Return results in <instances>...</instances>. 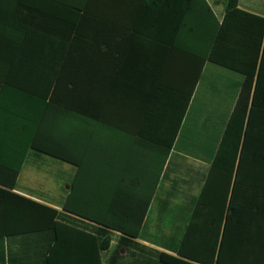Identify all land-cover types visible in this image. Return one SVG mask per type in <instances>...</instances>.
Segmentation results:
<instances>
[{
	"label": "trees",
	"instance_id": "obj_1",
	"mask_svg": "<svg viewBox=\"0 0 264 264\" xmlns=\"http://www.w3.org/2000/svg\"><path fill=\"white\" fill-rule=\"evenodd\" d=\"M38 1L0 0V237L51 231L44 264L105 256L109 230L114 251H143L146 264H264V12L216 0L218 19L205 0H117L119 20H97L94 0ZM205 62L241 81L167 254L132 239ZM42 155L74 168L60 211L12 191ZM95 193H110L102 208Z\"/></svg>",
	"mask_w": 264,
	"mask_h": 264
},
{
	"label": "crops",
	"instance_id": "obj_2",
	"mask_svg": "<svg viewBox=\"0 0 264 264\" xmlns=\"http://www.w3.org/2000/svg\"><path fill=\"white\" fill-rule=\"evenodd\" d=\"M205 1L210 6L214 15L220 19L223 13L222 5L216 3V0ZM34 2L39 3L38 0H34ZM118 2L117 0H97V2L94 0L90 4L92 5L93 3L97 7L95 10L97 20H119L121 14L116 10ZM237 3L239 8L255 14L261 15L264 12V5L263 11H259L256 9L251 10L244 8L239 0H237ZM217 6H220V9L215 11L214 7ZM103 27L104 25L99 27L101 32H103ZM207 63L209 62H205L202 66L198 81L194 87L187 109L172 144V154L168 165L169 171L165 178L158 183L154 195L148 204L138 237L132 239L140 245L167 254H173L171 249L176 246L179 241L183 227L188 218L192 199L198 192L202 183L201 181L206 175L214 148L237 93L236 91L230 103L223 106L222 109L220 108L221 112L219 114L210 111L214 115L216 114L220 117L221 124H219V121V128L216 130L208 128L203 121L204 119L207 120V115L203 116L206 110V107L202 105L204 95L200 96V94H197ZM215 132H217L216 139L213 147L210 148L209 142L210 140L213 141ZM208 148H210L211 151L206 153ZM190 151H197V154H192ZM204 153H206L207 156H205L206 154L204 155ZM27 160L28 158L22 163L18 176ZM69 171L70 178L74 172V168ZM69 178H66L64 182ZM16 182L12 190L15 194L28 197L60 211V206L66 193H62L58 189L60 192L59 199L44 200L32 194L22 192L16 188ZM109 194L110 193H95L96 206L102 208ZM80 219L90 225L101 227L92 221L83 218ZM11 222L10 224H13L12 226L15 228L17 225V217L15 215ZM109 231V249L105 252V256L102 251L98 252L97 255L90 254V256L85 254L68 255L69 257L67 258L66 255H62L63 260L60 259L62 261H58L60 256L53 255L51 264H146L150 257L143 253V251H138L142 254L139 257L134 253L125 252L123 248L114 251L113 247L117 244V236L120 235V233L115 230ZM52 242L53 235L49 230L27 234L3 235L0 237V264H44L47 249ZM96 257H98V261Z\"/></svg>",
	"mask_w": 264,
	"mask_h": 264
},
{
	"label": "rangeland",
	"instance_id": "obj_3",
	"mask_svg": "<svg viewBox=\"0 0 264 264\" xmlns=\"http://www.w3.org/2000/svg\"><path fill=\"white\" fill-rule=\"evenodd\" d=\"M239 2L244 8L263 11L262 0H239ZM214 9L218 11L220 6ZM240 79L241 76L236 72L214 64H206L197 94L204 95L202 105L206 107V110L203 116L207 115V120H202L208 128L213 130L219 128L220 117L216 114H219L223 106L231 102L239 87ZM190 152L197 154V151ZM70 169H73L71 165L45 155H42L36 162L28 159L18 176L16 188L44 200H57L60 197L58 189L65 179L69 178Z\"/></svg>",
	"mask_w": 264,
	"mask_h": 264
}]
</instances>
